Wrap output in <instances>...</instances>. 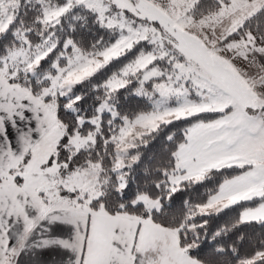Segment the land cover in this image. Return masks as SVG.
I'll list each match as a JSON object with an SVG mask.
<instances>
[{"label": "snow or ice", "instance_id": "1", "mask_svg": "<svg viewBox=\"0 0 264 264\" xmlns=\"http://www.w3.org/2000/svg\"><path fill=\"white\" fill-rule=\"evenodd\" d=\"M0 264H264V0H0Z\"/></svg>", "mask_w": 264, "mask_h": 264}, {"label": "trees", "instance_id": "2", "mask_svg": "<svg viewBox=\"0 0 264 264\" xmlns=\"http://www.w3.org/2000/svg\"><path fill=\"white\" fill-rule=\"evenodd\" d=\"M135 102L133 101V104H134Z\"/></svg>", "mask_w": 264, "mask_h": 264}]
</instances>
